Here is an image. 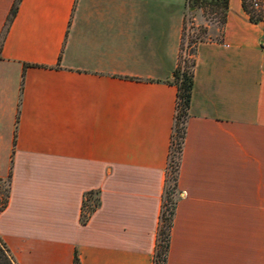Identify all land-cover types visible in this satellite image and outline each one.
I'll return each mask as SVG.
<instances>
[{
  "label": "crops",
  "instance_id": "obj_1",
  "mask_svg": "<svg viewBox=\"0 0 264 264\" xmlns=\"http://www.w3.org/2000/svg\"><path fill=\"white\" fill-rule=\"evenodd\" d=\"M14 1L1 241L16 264H152L186 0H19L6 26ZM216 32L194 46L164 264H264V21L227 0Z\"/></svg>",
  "mask_w": 264,
  "mask_h": 264
},
{
  "label": "trees",
  "instance_id": "obj_2",
  "mask_svg": "<svg viewBox=\"0 0 264 264\" xmlns=\"http://www.w3.org/2000/svg\"><path fill=\"white\" fill-rule=\"evenodd\" d=\"M189 0H186L188 2ZM195 2L198 0H194ZM245 0H242V7L246 10ZM19 0H15L9 10L6 18V26L11 22ZM216 4L221 6L223 14L221 17V24L224 21V13L227 8V0H214ZM251 22L252 20L249 19ZM199 42L193 44V49L185 57L181 56V46L178 54L177 65L173 70L172 81L176 87V102L172 132L170 135L169 144V162L166 163V170L164 175V187L162 192V200L160 213L158 217V224L155 235V246L153 254L154 264H164L167 252L169 231L174 211L176 194V178L179 165V157L181 145L184 135V124L187 118L189 99L192 89V70L194 67V46ZM168 158V155H167ZM1 182V180H0ZM7 201V190L4 199H0V212L5 207ZM98 205V199L93 193H86L82 197L81 211L79 216V223L84 224L90 214ZM0 264H16L10 255L8 249L0 239ZM72 264H78L77 258L74 255Z\"/></svg>",
  "mask_w": 264,
  "mask_h": 264
},
{
  "label": "rangeland",
  "instance_id": "obj_3",
  "mask_svg": "<svg viewBox=\"0 0 264 264\" xmlns=\"http://www.w3.org/2000/svg\"><path fill=\"white\" fill-rule=\"evenodd\" d=\"M223 11L214 0H189L186 2L181 36V56L185 57L193 49L196 41H205L215 37L220 29ZM220 31V30H219ZM7 180L0 182V199L5 198ZM176 197L174 192L173 198Z\"/></svg>",
  "mask_w": 264,
  "mask_h": 264
},
{
  "label": "built area",
  "instance_id": "obj_4",
  "mask_svg": "<svg viewBox=\"0 0 264 264\" xmlns=\"http://www.w3.org/2000/svg\"><path fill=\"white\" fill-rule=\"evenodd\" d=\"M244 3L246 5L245 12L252 22L264 21V0H245ZM169 156L170 154L168 153L167 159H169ZM167 162H169V160H167Z\"/></svg>",
  "mask_w": 264,
  "mask_h": 264
}]
</instances>
